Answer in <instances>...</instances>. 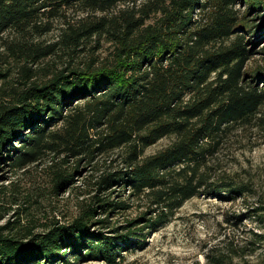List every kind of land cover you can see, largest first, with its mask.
Returning <instances> with one entry per match:
<instances>
[{"label": "trees", "instance_id": "obj_1", "mask_svg": "<svg viewBox=\"0 0 264 264\" xmlns=\"http://www.w3.org/2000/svg\"><path fill=\"white\" fill-rule=\"evenodd\" d=\"M263 42L264 0H0V169L78 202L40 222L0 186V264H122L191 199L245 195L218 154L264 128Z\"/></svg>", "mask_w": 264, "mask_h": 264}, {"label": "rangeland", "instance_id": "obj_2", "mask_svg": "<svg viewBox=\"0 0 264 264\" xmlns=\"http://www.w3.org/2000/svg\"><path fill=\"white\" fill-rule=\"evenodd\" d=\"M263 48L264 42L250 66L264 74ZM260 86L264 89L262 82ZM232 138L240 139L228 142L220 151L218 168L221 174L230 176L235 182L247 184L246 194L230 201L214 196L191 199L165 227L149 236L144 249L125 253L122 264H264V223L256 213H251L264 206V128L252 132L242 130ZM170 143L171 139H163L146 154H155ZM42 168L35 166L16 173L3 167L0 169V186L7 187L9 197L15 193L18 206L37 202L29 212L40 222L47 219L68 222L78 214L77 194L49 197ZM81 182L78 181V186ZM40 194L45 196L42 198ZM1 204L11 210L16 207L10 200ZM145 209L146 205L136 206L129 213L111 216L110 224L112 228L121 226ZM14 217L0 221V225ZM94 230L105 231L100 226H95Z\"/></svg>", "mask_w": 264, "mask_h": 264}]
</instances>
